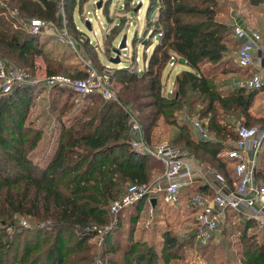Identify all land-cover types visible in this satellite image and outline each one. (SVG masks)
<instances>
[{
  "label": "trees",
  "instance_id": "1",
  "mask_svg": "<svg viewBox=\"0 0 264 264\" xmlns=\"http://www.w3.org/2000/svg\"><path fill=\"white\" fill-rule=\"evenodd\" d=\"M71 2L70 6V0L65 1L66 23L73 25L74 38L80 41L83 36L89 37V29L85 26L86 10H83L82 0ZM245 5L264 16V0H245ZM75 8L79 18L84 17L85 29L77 28L73 14ZM227 9L226 2L222 3V0H149L144 33L145 37L148 34L158 36L159 42L145 60L143 72L124 66L110 75V82L115 80L120 86L117 100H106L100 94L87 96V100H93L92 105L87 104L67 126L62 127L57 147L46 166L41 167L31 159V152L37 147L43 132L26 124L37 86L17 85L0 98V232H3L0 236V264H92L102 232L103 245L108 248L104 251L105 261H108V252H122L120 262L114 258L107 264H159V254L169 262L172 258L178 259L177 254L182 247L198 245L204 249L211 244L198 243L193 231H186L187 237L178 235L175 232L178 213V217L165 219V226L161 227L164 208L169 206L161 198L154 205L152 226L149 229L143 227L144 234L158 235L159 251L152 244L155 239L143 241L132 234L128 235L129 240L124 245L114 243L124 219H132L135 223L146 214V197L122 209L116 226L106 227L114 219L111 203L121 199L131 184L154 182L164 168L159 159L139 154L132 146L130 114L126 108L138 112L148 143L155 140L157 126L168 122L175 128L174 131L172 129V144L180 145L178 147L187 150L197 161L207 163L233 186L235 164L221 158L219 153L237 140L239 123L253 126L260 122L264 127V118L251 114L254 100L264 86L249 89L242 83L238 84L243 76L249 78L254 72L238 66L236 56L235 67H232L230 59L225 62L231 52V43L232 47H237L235 55L240 45L233 36L232 26L217 19ZM155 11L157 17L153 18ZM105 13L109 15L108 11ZM18 18L26 22L39 18L48 24L59 23L61 28L64 19L60 1L1 0L0 59L11 57L33 73L27 67H34L36 58L43 54V43L35 42L45 32L33 34L24 30V26L18 27ZM67 28L69 31L68 25ZM119 33L120 28L117 27L106 36L108 49L115 46ZM61 43L67 45L63 41ZM81 43H78V49H81ZM72 53L77 57L74 50ZM172 54L181 58L191 70L177 74L174 89L170 96H166L162 73ZM5 61L10 63L7 59ZM224 63L223 72L234 76L237 82L213 79L217 73L210 68H219ZM205 65L211 66L205 69ZM99 66L101 70L103 65ZM62 70L72 78L82 79L87 75L80 60L77 65L67 68L61 59L57 63L48 62V76L61 74ZM54 90L62 95L66 91L73 93L66 87L56 86ZM184 108L187 109L182 116L186 117L183 119L185 125H179L173 118L175 112ZM241 116L244 118L242 122L239 121ZM194 117L206 124L215 139L204 140L197 135L190 121ZM263 175L264 150L259 156L256 179L264 181ZM194 192L213 194L201 179L187 190V194ZM23 219H28L27 226L21 224ZM232 219V230L239 232L242 240L238 251L244 259L242 264H264V228L256 220L231 211L222 224L223 237L226 224ZM44 232L51 236L52 241L32 244V235ZM260 234L263 236L261 241ZM22 237H26L23 243L20 242Z\"/></svg>",
  "mask_w": 264,
  "mask_h": 264
},
{
  "label": "rangeland",
  "instance_id": "2",
  "mask_svg": "<svg viewBox=\"0 0 264 264\" xmlns=\"http://www.w3.org/2000/svg\"><path fill=\"white\" fill-rule=\"evenodd\" d=\"M60 1V10L62 15L67 16L66 12V6L65 1L66 0H59ZM70 0L69 5L71 6L73 2ZM149 0H82L83 3V10H94L98 8V14L97 16L92 15L93 17V30H88V36L90 39H92L93 45H91V42H87L86 39H84L85 43H81V46L79 48V52L84 58H87L92 65L95 67H101L99 64L103 65V68L99 71L104 73L103 70L107 67V73L109 75H112L113 72L118 67H132L136 69L135 71H142L145 67V60L148 58V56L153 52L155 46L159 42L158 36H151V34L146 35L144 33V27H146L147 24V6H148ZM221 1V0H220ZM232 3H236V10H240L242 14H246L247 17L251 15V11L253 10H243L240 9V3L239 0H231ZM102 2L101 7H99V3ZM228 6V0H222V3H225ZM68 5V7H69ZM239 5V6H238ZM243 7H245L244 3H242ZM246 8V7H245ZM228 10V9H227ZM105 11H108L109 15L105 13ZM78 9H74V16L75 21L77 22V26L79 29H85L84 28V17H81V19L78 16ZM229 12V11H228ZM227 11L221 12L217 19L220 23L225 24L230 23L229 19L226 16ZM254 15V14H253ZM153 18L157 17V11L153 13ZM19 19V20H18ZM17 19V25L18 27L24 26V30L27 31L28 29V22L25 20H20V18ZM20 21V22H19ZM63 26L69 27V33L72 37H74L75 33L72 31L73 25L67 24L66 21L63 22ZM26 26V27H25ZM16 27V26H15ZM120 28V33L115 41V46H112V49H108L106 46V36L110 34L111 30L114 28ZM62 28V27H61ZM59 23H53L49 24V27L43 33L40 35L38 40L35 43H43L42 47L44 49V52L42 55H39L36 60L34 67H27L34 72L31 73L36 75L39 79L45 77L48 67V62H58L60 59L63 60V66H72L77 65L78 61L80 60L83 63V60L81 57H79L78 53L76 52L77 57H74L72 51L74 48L67 45L62 44L60 37L57 36L55 33L57 31L59 32L61 30ZM77 29V28H76ZM44 36V37H42ZM124 36H127L126 41V47L119 50L120 53V61L116 62V52H114L115 49H118L120 46V43ZM231 36V35H230ZM229 36V37H230ZM232 37V36H231ZM34 43V45H35ZM237 48V47H236ZM235 47H232L231 43V52L226 58L225 62L230 59V63L233 64L232 67L236 66L235 61ZM98 50V52H97ZM75 51V50H74ZM58 59H57V58ZM10 61V64L16 65L19 67L24 66L22 63L16 62L11 57L8 58H1L0 61L4 60ZM18 64V65H17ZM84 64V63H83ZM211 65H205V69L209 68ZM26 66H24L25 68ZM74 67V66H73ZM226 67V63L222 66H216L210 68L213 72L217 73L213 79L220 82L223 80L228 79L227 81L234 82L238 81L234 76L231 74H227L223 72L224 68ZM74 69V68H72ZM65 70V67H64ZM60 71L62 75H69L67 71ZM184 70H191V67L188 66L181 58L178 59L176 64L174 66H171L170 63L165 66L162 73V81L164 84V94L166 96H170L169 90L173 91L174 88V81L180 72ZM139 72V71H138ZM141 73V72H140ZM66 76V75H65ZM117 78V75H116ZM247 79L246 76H243L242 80L238 81V84L243 83ZM223 83V82H221ZM231 84V83H230ZM110 85L112 89L117 91L119 90L120 86L118 83L114 80V82H110ZM119 87V88H118ZM53 89V88H52ZM50 88H46L42 86H37V88L34 90L32 95V105L29 110V118L26 124H31L34 128L40 129L43 133L41 140L39 141L37 147L33 150L31 159L34 163L38 164L39 166L43 167L46 166L47 162L51 158L52 154L54 153L57 144L58 139L60 136V133L62 131V127L64 125H68L69 121L72 120L76 115L80 114V111L87 106V104H91L93 100H87L86 97L77 95L76 93H71L70 91H66L65 94L62 95V93L58 90L52 91ZM89 102V103H88ZM200 104H197V107H199ZM134 111V110H133ZM132 111V112H133ZM187 109H183L182 111L175 112L173 120H175L179 125H185L183 122L186 120V117H182L186 114ZM136 115H139L138 112L134 111ZM183 112V113H182ZM182 113V114H181ZM184 119V120H183ZM243 117H240L239 121H243ZM188 121V120H187ZM142 125V124H141ZM253 125H259L262 126V123H254ZM172 125L168 122H162L157 126V129H155L154 134V141L151 142V144H162V143H168L169 145H173L171 142V137L173 135V131L175 130L174 127H171ZM212 139H215L213 136ZM180 145H177L175 147H178ZM180 148V147H178ZM181 149V148H180ZM185 150V149H184ZM177 211H180L179 215V225L175 227V232L178 233L181 237H184L183 234L187 233L186 231H193L194 229V216L192 217L189 215L188 211L185 214L188 215V219L181 216V208L173 207V206H167L164 208L163 218L162 222L160 223L161 227L164 228L165 222L164 220L175 216V213ZM118 215H114L115 221L118 222ZM177 216V215H176ZM175 216V217H176ZM178 217V216H177ZM113 219V220H114ZM28 222V219H26ZM233 223V219L230 220L226 225V234L225 237H223V233L221 234L223 228L221 227L219 235L216 237L214 242H211L208 247L201 249L198 245H192V246H185L180 248L178 252V259L172 258L169 260V262L165 261L163 255L159 254V264H242V260H244L241 255L238 254V251L241 247V239L239 238L240 233L239 232H233V228L231 224ZM22 224V223H21ZM116 222H114V225L108 226L109 229L112 228V226H116ZM25 226L24 224H22ZM28 225V223H27ZM26 225V226H27ZM143 227L145 226V219L142 217L141 220H136L135 223L132 221V219H124L121 224V232L120 235L115 237L114 243H122L124 245L128 240V235L132 234L134 238H141L143 241H151L152 238L155 239L154 243L157 251L160 250L161 244H159V237L156 234H153L151 232H148L144 234ZM107 228V227H106ZM105 228V229H106ZM147 228V227H146ZM149 229V228H148ZM232 230V231H231ZM251 231V230H250ZM3 232H0V236ZM10 233V229H9ZM104 235V234H103ZM26 238V237H25ZM24 237L20 239V242L26 241ZM32 244H35L37 241L40 243H44L46 240L52 241V238L47 233H41L37 235H32ZM263 239L262 234H260L259 241ZM104 236H101L98 239L95 253L93 254V263L92 264H107L110 259H119L118 262L121 261V253L120 254H111L108 252L107 257L108 261H105V255L104 251L108 249L106 246L103 245L104 243ZM197 243V242H196ZM199 243V242H198ZM197 243V244H198ZM204 245V244H202ZM91 254V252H89ZM181 255V256H180ZM184 258V259H180Z\"/></svg>",
  "mask_w": 264,
  "mask_h": 264
},
{
  "label": "built area",
  "instance_id": "3",
  "mask_svg": "<svg viewBox=\"0 0 264 264\" xmlns=\"http://www.w3.org/2000/svg\"><path fill=\"white\" fill-rule=\"evenodd\" d=\"M99 10L96 8L86 10L84 13L85 20L90 21L92 29V15L97 16ZM63 19L65 22V15H63ZM232 20L233 36L240 41L236 55L237 64L244 69H251L258 65L256 52L257 50H264V37L259 31L246 27L236 16H232ZM48 27L47 21L34 18L28 22L27 30L30 33L39 34L45 32ZM57 35L61 41L72 46L79 57L82 58L86 67V77L78 79L57 74L46 75L39 79L29 70L12 65L4 60L0 61V98L4 94L10 93L17 85H43V87L50 89L56 86L66 87L83 97L100 94L106 100H117V93L110 85V75L106 71L107 67L102 74L79 52L78 43L83 42L84 39L92 43V39L83 36L78 41L70 35L65 25L59 32L57 31ZM178 59L177 55L172 54L170 65L174 66ZM242 84L249 89H261L264 86L263 74L254 72ZM126 110L130 114L129 133L132 146L139 154H149L159 159L164 168L161 175L154 182L129 185L125 195L111 203L110 208L114 215H117L122 209L129 207L142 197H146L148 218L145 221V226L150 228L154 214L152 198L156 200L161 198L165 204L170 206L183 205L186 211H190L194 216L195 227L193 233L196 241L201 244H209L215 241L224 220L231 211L256 220L259 226L264 228V183H258L256 179L259 156L264 150V127L259 125L246 126L239 123L236 128L237 140L230 148H225L219 153L221 158L235 164V182L233 186H230L221 173L214 170L207 163L192 158L187 150L168 143L156 145L148 143L138 116L131 110L127 108ZM190 121L201 139L209 140L213 138L206 124L198 117H194ZM210 177L211 180H209ZM197 179L203 180L213 191V194L201 192L187 194V190L194 185ZM114 222L117 223V220L114 219L112 225H114ZM27 223L25 219L22 220V224L25 226ZM103 234L102 232V236ZM183 236L187 237V233H184Z\"/></svg>",
  "mask_w": 264,
  "mask_h": 264
},
{
  "label": "crops",
  "instance_id": "4",
  "mask_svg": "<svg viewBox=\"0 0 264 264\" xmlns=\"http://www.w3.org/2000/svg\"><path fill=\"white\" fill-rule=\"evenodd\" d=\"M238 2L240 3L239 4L240 6L238 5L240 7V9H243V10L249 9L250 11L253 10V11H251V15L249 17H247L246 14L245 15L242 14L240 12V10H236V8H235L236 3L234 5V3H232L231 0H228V10H227V13L228 14H226V16L229 19V22L230 23H227L226 22L225 24L231 27L233 25L232 16H236L239 19V21L242 24H244L246 27H249V28H252V29H254L256 31H259L263 35V37H264V16H263V14L256 12L254 9H252L250 7H247L245 5V0H239ZM242 3H244V5H245L246 8L243 7ZM256 58H257L256 61H258V65L252 67L250 69V71L251 72H260V73L263 74V77H264V50H257V52H256ZM173 85H174V83H173ZM169 92H171V90H169ZM251 114L253 116H255V117H262V118H264V87L262 88V90H260V92L257 94V96H256V98L254 100V105H253V107L251 109ZM52 156H53V154H52ZM52 156L49 159V161L47 162V164L52 159ZM258 166H259V161H258ZM260 167H261V163H260ZM261 177H264V175L261 176ZM209 180H211V177L209 178ZM261 182L264 183L263 180ZM261 182L258 181V183H261ZM153 207H155V206L153 205ZM173 207H177V208L180 207L181 208V216L184 218L183 220L185 221V218L188 219V215L187 216L185 215L187 213V211H186V209H185V207L183 205L173 206ZM145 212H146V214L143 217H144V219L146 221V219L148 218L147 210H145ZM177 213H178V215H180V211H177ZM177 213H175V215ZM188 213L192 217V214L190 213V211H188ZM177 224L179 225L178 222H177Z\"/></svg>",
  "mask_w": 264,
  "mask_h": 264
},
{
  "label": "water",
  "instance_id": "5",
  "mask_svg": "<svg viewBox=\"0 0 264 264\" xmlns=\"http://www.w3.org/2000/svg\"><path fill=\"white\" fill-rule=\"evenodd\" d=\"M101 5H102V2L99 3V7H101ZM85 26L89 30L92 29V25H91L90 21H88V20L85 22ZM126 41H127V36H124L123 39H122V41H121V43H120L119 48L114 50V52H116V56H117L116 59H115L116 62H119L120 61V53H119V50L126 47ZM151 201H152V204L153 205L156 204V199L155 198H152Z\"/></svg>",
  "mask_w": 264,
  "mask_h": 264
}]
</instances>
